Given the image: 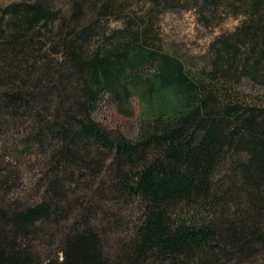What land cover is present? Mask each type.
I'll use <instances>...</instances> for the list:
<instances>
[{"label":"trees","instance_id":"obj_1","mask_svg":"<svg viewBox=\"0 0 264 264\" xmlns=\"http://www.w3.org/2000/svg\"><path fill=\"white\" fill-rule=\"evenodd\" d=\"M52 3L0 8V136L6 142L15 129L47 167L38 200L0 198V264H230L263 255L264 104L234 96L230 82L264 80V0H70L66 12ZM174 9L192 10L206 29L241 17L218 38L204 78L155 43V19ZM111 17L124 26L106 36ZM150 66L152 77L140 79ZM136 92L156 111L137 137L93 118L106 98ZM123 202L139 214L112 248L90 219ZM70 217L78 222L61 226ZM43 233L58 239L61 261L36 251Z\"/></svg>","mask_w":264,"mask_h":264},{"label":"rangeland","instance_id":"obj_2","mask_svg":"<svg viewBox=\"0 0 264 264\" xmlns=\"http://www.w3.org/2000/svg\"><path fill=\"white\" fill-rule=\"evenodd\" d=\"M28 0H0V8L10 4ZM54 8H61L63 12L69 8L70 0H51ZM137 14L141 16L140 10ZM240 18L226 17L220 25L206 29L199 25L192 10L174 9L169 12H161L155 19L153 32L156 34L155 43L167 53L180 58L184 66L195 78H204L206 72L211 69L212 50L218 44V38L230 34L238 26ZM124 26L123 19L111 17L102 22L105 35ZM100 35L93 41L92 46L101 44ZM243 52V51H242ZM154 68L148 67L139 72L140 79L151 78ZM236 73V71H235ZM233 77L230 88L234 96L239 94L247 104L256 102L264 104V80L253 79L248 75ZM152 100L137 92L128 99L111 101L106 98L93 114L97 123L102 125L113 135L121 134L127 138H135L140 134L142 122L155 116V108L151 107ZM9 139L0 136V198H4L13 204L22 205L38 200L44 193L45 184L43 175L47 169L43 160L29 153L25 145V139L16 130L8 133ZM108 163L101 171L99 180L106 176ZM103 205L106 206V203ZM102 207V209L105 208ZM137 206L133 203L123 202L116 205L104 218L101 214L96 218L91 217V224L104 238L107 246H115V242L123 239L130 222H134L138 216ZM77 217H70L61 226L69 228L76 224ZM81 225V224H79ZM132 225V223H131ZM36 251L41 258L61 261L62 252L58 239L43 233L35 240ZM249 262H235L230 264H264V254L250 259Z\"/></svg>","mask_w":264,"mask_h":264}]
</instances>
